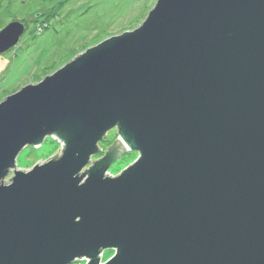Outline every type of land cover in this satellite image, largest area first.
<instances>
[{"label":"water","instance_id":"water-1","mask_svg":"<svg viewBox=\"0 0 264 264\" xmlns=\"http://www.w3.org/2000/svg\"><path fill=\"white\" fill-rule=\"evenodd\" d=\"M26 27L0 29V54ZM48 135L61 153L15 169ZM118 148L138 157L109 176ZM105 249L102 264H264V0H156L0 101V264Z\"/></svg>","mask_w":264,"mask_h":264},{"label":"rangeland","instance_id":"rangeland-1","mask_svg":"<svg viewBox=\"0 0 264 264\" xmlns=\"http://www.w3.org/2000/svg\"><path fill=\"white\" fill-rule=\"evenodd\" d=\"M156 0H0V29L14 17L27 22L17 45L0 54V101L28 83H37L77 54L111 35L139 26ZM119 138L116 128L99 141L95 161ZM61 144L52 136L38 147L27 145L15 160V169H31L61 153ZM59 150V151H58ZM127 150V149H126ZM125 150V151H126ZM138 152L127 150L114 160L106 174L116 176L131 165ZM85 167V168H87ZM105 249L101 262L114 255ZM86 259L70 264H86Z\"/></svg>","mask_w":264,"mask_h":264},{"label":"trees","instance_id":"trees-1","mask_svg":"<svg viewBox=\"0 0 264 264\" xmlns=\"http://www.w3.org/2000/svg\"><path fill=\"white\" fill-rule=\"evenodd\" d=\"M116 143H117V142H116ZM116 143H114V144L111 146V148H113V147H117ZM111 148H110V149H111ZM110 149H109V150H110ZM118 150H119V151H118V153H117L118 155H117L116 159L119 158L121 155H124V154L126 153V151H127V150L125 151V149H119V148H118ZM54 157H55V156H54Z\"/></svg>","mask_w":264,"mask_h":264},{"label":"flooded vegetation","instance_id":"flooded-vegetation-1","mask_svg":"<svg viewBox=\"0 0 264 264\" xmlns=\"http://www.w3.org/2000/svg\"><path fill=\"white\" fill-rule=\"evenodd\" d=\"M103 252H104V250H102V253H103ZM102 253H101V254H102ZM78 260H81V259H78ZM78 260H77V261H78ZM102 263H103V262H101V264H102Z\"/></svg>","mask_w":264,"mask_h":264},{"label":"bare ground","instance_id":"bare-ground-1","mask_svg":"<svg viewBox=\"0 0 264 264\" xmlns=\"http://www.w3.org/2000/svg\"><path fill=\"white\" fill-rule=\"evenodd\" d=\"M102 253V252H101Z\"/></svg>","mask_w":264,"mask_h":264}]
</instances>
